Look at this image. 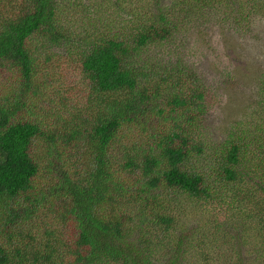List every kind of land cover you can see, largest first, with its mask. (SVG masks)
Segmentation results:
<instances>
[{
  "label": "trees",
  "instance_id": "1",
  "mask_svg": "<svg viewBox=\"0 0 264 264\" xmlns=\"http://www.w3.org/2000/svg\"><path fill=\"white\" fill-rule=\"evenodd\" d=\"M252 2L0 0V264H264V75L217 143L219 97L174 48ZM241 184L224 210L249 213L201 239Z\"/></svg>",
  "mask_w": 264,
  "mask_h": 264
},
{
  "label": "rangeland",
  "instance_id": "2",
  "mask_svg": "<svg viewBox=\"0 0 264 264\" xmlns=\"http://www.w3.org/2000/svg\"><path fill=\"white\" fill-rule=\"evenodd\" d=\"M253 2L256 4L253 5ZM253 2L255 11L250 16L252 19L250 23H247V20L240 25L233 16L219 24H211V27L207 29L202 28L200 32H196V29L193 28L196 23H191L188 39L183 40L179 35L174 44V48L179 52V62H182L183 65H190L199 76L208 81V85L216 92L215 96L219 97V104L207 113L206 120L213 141L217 143L219 140L228 139L229 129L232 125H238L239 120H249L248 114L253 108V103L255 104L261 98V95L257 93L256 84L259 82V77L264 75V0H253ZM251 6L246 8L245 12L247 10L251 13ZM169 59L171 57L168 56ZM250 105L251 108H249ZM204 157H208V159L194 155L191 161L196 166L202 167L210 162L211 154L208 153ZM210 173L211 170L208 174ZM245 188L246 186L241 184L229 191H223V195H228L226 196L227 201H222V207L216 206L213 202L214 204L211 203L200 209L206 211V213L200 212L202 220L199 227L204 230L203 235L200 236L201 239L204 240L206 237L208 240L206 233L209 234L215 230L210 225H215V222L224 223L223 233L225 235L232 234L234 226L230 216L234 211L241 214L249 213L251 202L249 208L242 209L238 205V207L228 210L224 209L231 206L235 192ZM253 192V188H246L249 198H252ZM196 204L195 202L193 205ZM177 220L178 223H181L182 217L177 215ZM247 222L249 228H252L249 220ZM216 239L221 240L220 247L225 238L217 234ZM223 245L224 249L219 253L218 258H223L224 262L225 257L230 256V254L224 255V253L231 247L227 243Z\"/></svg>",
  "mask_w": 264,
  "mask_h": 264
}]
</instances>
